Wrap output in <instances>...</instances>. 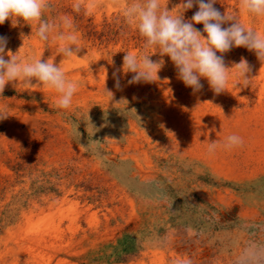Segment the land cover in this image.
<instances>
[{
	"label": "rangeland",
	"instance_id": "rangeland-1",
	"mask_svg": "<svg viewBox=\"0 0 264 264\" xmlns=\"http://www.w3.org/2000/svg\"><path fill=\"white\" fill-rule=\"evenodd\" d=\"M50 2L42 18H73L78 58H64L51 37L41 41L35 24L0 25L13 53L62 62L77 84L68 109L35 81L10 83L0 96L9 115L0 120V264H233L248 241L264 243V62L233 48L226 65L244 57L249 86H234L233 68L225 92L202 78L194 93L170 57L150 48L152 60H164L158 79L129 85L133 74L121 72L117 89L112 74L124 55L145 51L124 22L128 0H100L91 15L75 12L74 0ZM161 3L182 11L181 0ZM214 7L264 36V16L240 11V0ZM233 134L243 146L222 148Z\"/></svg>",
	"mask_w": 264,
	"mask_h": 264
},
{
	"label": "clouds",
	"instance_id": "clouds-1",
	"mask_svg": "<svg viewBox=\"0 0 264 264\" xmlns=\"http://www.w3.org/2000/svg\"><path fill=\"white\" fill-rule=\"evenodd\" d=\"M118 0H114V3ZM168 3V2H167ZM217 0H181L178 5L181 12L172 15V10L162 6L161 0H128L122 9L124 22L134 27L144 38L145 51L140 54L126 53L122 68L113 72L115 87L122 89L121 72L132 73L127 83L138 84L153 82L158 79V72L164 60H152L147 54L150 48H156L161 57L167 55L173 62L178 78L193 92H199L204 85L201 79L207 80L210 88L217 95L226 91L229 81V71L236 69L234 86L248 87L249 73L252 66L241 57L226 65L225 55L233 48L244 47L254 52L258 60L264 62V36L255 30L246 28L237 18L236 12H221L214 7ZM100 5V0H74L72 8L75 12L91 15ZM197 7L190 20H186L184 12ZM52 10L50 0H0V25L10 20L15 26L20 22L31 26L36 25V36L41 41L58 42L57 52L64 58L77 57L81 47L73 18L61 15L53 21L43 19L46 11ZM240 11L254 16H264V0H240ZM196 24H202L203 30ZM227 25V26H225ZM206 34V35H205ZM9 38L0 35V96H3L8 84H23L28 87L36 85L47 86L60 94L56 101L58 109H68L77 90V84L66 79L60 64L53 60L34 59L25 62L8 49ZM7 49V51H6ZM219 53V55H218ZM6 56L8 58H6ZM109 94L111 91H107ZM7 106H0V120L8 118ZM243 139L238 135H229L222 148L231 150L243 146ZM216 141L209 143L208 154L216 152ZM187 234L196 233L188 227ZM172 264H193L190 258L174 259ZM233 264H264V243L248 241L233 260Z\"/></svg>",
	"mask_w": 264,
	"mask_h": 264
}]
</instances>
